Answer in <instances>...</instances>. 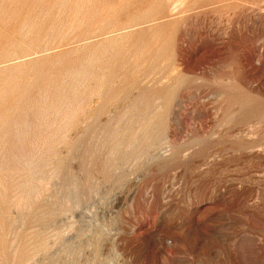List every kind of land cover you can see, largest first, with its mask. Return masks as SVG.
<instances>
[{
	"label": "rangeland",
	"instance_id": "rangeland-1",
	"mask_svg": "<svg viewBox=\"0 0 264 264\" xmlns=\"http://www.w3.org/2000/svg\"><path fill=\"white\" fill-rule=\"evenodd\" d=\"M0 264H264V0H0Z\"/></svg>",
	"mask_w": 264,
	"mask_h": 264
}]
</instances>
